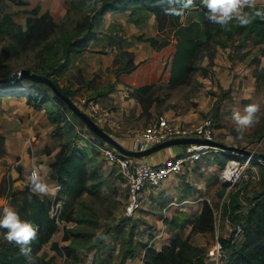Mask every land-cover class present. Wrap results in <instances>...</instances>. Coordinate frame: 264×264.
Returning <instances> with one entry per match:
<instances>
[{
	"label": "rangeland",
	"instance_id": "rangeland-1",
	"mask_svg": "<svg viewBox=\"0 0 264 264\" xmlns=\"http://www.w3.org/2000/svg\"><path fill=\"white\" fill-rule=\"evenodd\" d=\"M127 1L129 0H78L71 6L70 0H30L28 5L18 7L6 0L7 5L4 9L12 12L15 22L22 24L24 27L22 30L17 25L15 32L1 37L0 72H11L20 68H35L34 66L40 63L43 59L42 56L45 55L42 49L45 41L58 45L61 50L63 43L69 40L72 41L77 34H89L87 28L89 21L92 22L93 30H95L103 2L113 4L118 2V5H122ZM259 2L261 6L264 5V0H259ZM138 4L136 1H132V3L130 1L128 7L138 8ZM200 12H202L201 5L193 3L189 9H186L183 22L186 21V18L190 20L199 17ZM108 17L118 18V15L109 14ZM205 18L203 23L214 30L213 38H211V49L218 51L226 58L233 59V56H236L241 59L244 56L242 54L249 51H251L249 53L251 55H248L252 57L256 52L260 53L261 48H264V42L259 41L251 23L239 25L230 22L228 26L222 27L220 25L215 26L212 22H206ZM168 25H170L169 22L162 28ZM157 28L159 29L158 25ZM171 30V27H167L164 32L165 34L170 33ZM21 38L23 43L17 44V39ZM9 44H16L17 51L8 57H4V50ZM256 44L263 45L256 46ZM60 50L57 53L58 55ZM102 50V48L95 49L94 56L102 53ZM249 57L244 56L239 66H246ZM212 59L213 57H211ZM258 67L259 65L255 69L256 73ZM231 69H233L232 65ZM200 72L202 74L207 73L205 71ZM69 77L70 75H66L64 78L59 76L57 80L69 82ZM194 79L197 80V78L192 77L188 83L179 87L180 90L163 88V85L158 84L153 88L154 96L158 99L151 111L152 113L131 116L124 129L125 134H121V137L124 136V139H128L130 136L135 135L137 131L148 125L151 121L150 118L155 115L166 114V116H172V119L175 116H198V119L194 122H198L205 117H213V120H215L220 106H217V102L211 103V98L218 96V100L223 99L227 92L212 87H207V89L198 92ZM27 80L26 78L21 80L19 85L40 90L42 96L45 97L44 103L37 108L34 107V109L29 108L23 98L24 96H21L22 94L12 95L7 93L11 89L10 84L0 83V146L3 154L5 151L10 152L12 159L19 160L18 153L20 150H24L25 154H30L33 148L40 145H44L46 151L51 150L52 147L56 150L61 145H65L66 142H70V146L73 145L79 152H85L92 157L87 165L88 189L78 196H63L61 198V217L57 222L55 232L50 238L59 242L60 246L69 247V249L63 247L60 249L67 256L58 253L60 250L56 252L50 249L49 243L42 247L40 256L54 255L58 264H123L127 258H129L127 260H130L128 264H139L141 248L137 246L132 253L131 250H127V247L133 238L141 242L147 238L144 230L148 227L143 226V229L138 226L142 213H147L149 206L143 205L133 217L127 218L123 215V206L127 197L126 186L116 169L103 165L102 155L94 149L92 144L97 138L68 108L64 107L60 110L56 108L57 102L48 86H35ZM260 80V83L257 82V86L252 90L257 97L256 104L261 103L259 104L260 114L256 112L255 115L258 116L255 121L241 130L234 119V113H244L243 101L239 97L230 99L231 105L226 106L222 113V116H229L230 118L221 119V121L220 119L215 120V139L217 141L264 154V76ZM193 93H195L194 96H192ZM38 94H40L39 91H37V96ZM186 95L188 96L184 97ZM175 96L183 98L169 101L174 100ZM91 99L97 100L100 106H103L100 98L91 97ZM77 105L84 111H89L86 112L94 120L96 119V112L87 109L85 103ZM51 117L56 118V122ZM186 122L179 121L178 123L187 124ZM3 144H6V147L3 148ZM217 153L219 159L226 160L227 156L224 153ZM212 160L202 162L205 164L209 161L208 163L212 165L217 163V167L215 166L216 169L214 170L205 169L206 173L201 172L197 175V186H200L201 182L204 186L202 189L196 187L194 196H202L211 204L214 217L213 229L200 234L192 231L187 233L183 227L191 220L188 219L189 217H183L178 213L174 216L175 220L173 219L172 222V225L178 231L170 233L172 237H188L189 241L191 240L196 244L195 246L202 247L205 251L209 250L216 240L219 241L224 238L223 236H226L225 239L232 236L236 245L240 246L244 240L240 225L244 220L239 219L246 214L248 208L254 202H257L255 199L264 192L263 163H251L253 167L250 166L244 170L245 177L228 187L222 177L226 162H218L215 155ZM19 164L21 162L17 163V165ZM49 180L50 177H46V181ZM199 191L200 194H197ZM251 202L252 205H250ZM233 206L236 207L234 210H232ZM161 208L162 204L155 210L158 211ZM156 219H151L153 224H158ZM131 221L134 222V226H137L135 229L130 227ZM239 228L241 230L237 232ZM167 234L165 235L167 236ZM158 241L160 242V240ZM228 250L231 252V249L228 248Z\"/></svg>",
	"mask_w": 264,
	"mask_h": 264
},
{
	"label": "crops",
	"instance_id": "crops-1",
	"mask_svg": "<svg viewBox=\"0 0 264 264\" xmlns=\"http://www.w3.org/2000/svg\"><path fill=\"white\" fill-rule=\"evenodd\" d=\"M253 2L255 4L260 3L259 0H253ZM11 4L18 7L28 5ZM109 14H117L118 18L108 17ZM183 18L184 15L181 18L182 21ZM196 19L191 18L190 20ZM156 24L155 16L145 9L139 10L130 7H127L125 10L108 9L95 25L93 35L88 39L87 47L81 52L73 50L68 67L57 73V78L59 76L64 78L66 75H70L69 82H61L59 79L58 83L60 86L71 90L70 98L76 104H80L81 99H91V97L102 100L103 106L96 111L95 121L111 136L130 149H134L139 134L143 129L137 131L135 135L130 136L129 140L124 139V136L121 137V134H125L124 129L129 122V118L131 116L142 115V100L136 89L145 85H152L155 88L158 84L163 85V88H168L169 84L171 62L176 44L175 27L168 25L167 27H171L172 30L170 33L167 32L165 34L164 31L167 27L158 29ZM17 25L23 30L24 26L22 24L17 23ZM140 36L143 38H165L167 43L162 46L153 47L148 40L141 39ZM259 45L263 44H256V46ZM99 48L103 49L102 53L94 56L95 49ZM262 51L263 48H261L260 53L256 52L254 56H250L251 58L249 57L251 51L242 54L249 57L248 63L243 67L239 65L242 63L241 59L244 56L241 59L236 56H233V59H228L219 54L218 51H214L216 53H213V59L211 60L207 56L208 54H202L199 63L201 67L206 68L207 73H203V75L200 69L193 72L192 77L197 78V80L194 79L197 91L201 92L203 89H207V87H212L213 89L218 88L227 92L223 99L218 100V96L211 98V103L217 102V106H220L215 120L220 119L221 121V119L226 120L230 118L229 116H222V113L226 106L231 105L229 100L232 98L239 97L243 101L242 105L244 107L248 104H256L257 97L253 94L252 90L255 89L257 82L260 83V79L264 76V67L262 68L264 66V53ZM254 58H256L255 60H259L258 64L254 61ZM125 64H133L134 67L130 71H124ZM231 65L233 69H231ZM258 65L259 69L257 73L259 77L257 79L255 69ZM98 79H100V82H98ZM184 84L186 83L174 85L172 88L180 90L179 87ZM194 95L195 93L192 94V96ZM23 98L26 101L25 96ZM179 98L183 97L175 96L174 100L169 101H175ZM155 104L156 101L152 103L150 112L154 109ZM259 104L257 113L260 111ZM27 105L30 109H34L32 105ZM220 114L221 116H219ZM155 116H152L150 119ZM166 117L173 122L187 121V125L197 123L194 121L198 119V116H175V118L173 117L174 120L172 116ZM2 147H6V144H3ZM58 149L55 150L52 147L51 150L46 151L45 146L40 145L37 148H33L30 154H25L24 150H20L18 153L20 156L19 160L12 159L10 152L6 151L0 156V208L13 206L16 210L18 209L20 200L16 199V196L28 184L30 180L29 170L31 168L38 169L42 176L41 180L47 186V191L40 192L39 194L49 201L54 196L56 197L53 185L57 181L50 178L47 182L46 177H50V164L55 159ZM183 149L184 144L170 145L138 159L153 164L160 163L169 157L177 156ZM217 152L221 153V150L212 148L210 151L202 154L199 160L187 163L180 173L164 179L158 187L146 188L144 190L142 194V207L146 205L149 206V209H147V213H142L138 227L143 229V226L148 227L144 230L147 238L143 242L133 238L127 247V250H131L132 253L136 250L137 246L141 248L139 264H143V255L146 247L153 246L156 250H160L163 245L169 243L172 237L170 233L178 231L172 225L174 216L178 213L183 217H189L188 219L191 222L187 223L183 228L187 233L191 232L192 223L198 218L204 201L209 203L202 196H194V189L196 187L202 189L204 186L202 182L199 184L200 186H197L196 177L201 172L206 173L205 169H216L217 163H213V165L208 163L209 161H213L214 155L218 162H226V160L218 158L219 154ZM207 160L209 161L205 164L202 163ZM19 161L22 166L21 164L17 165V163H20ZM197 194H200V191ZM160 203L162 204V208L156 211L155 209L161 205ZM151 219H156L158 224H153ZM131 222L130 227L135 229L137 226H134L133 221ZM201 232L204 233V231H196L194 233L200 234ZM166 233H168L167 236L165 235ZM223 237L225 238L226 236ZM53 241L56 240L50 239L46 243H49L50 247ZM190 242L196 245L193 241L190 240ZM127 259L123 264L130 262Z\"/></svg>",
	"mask_w": 264,
	"mask_h": 264
},
{
	"label": "trees",
	"instance_id": "trees-1",
	"mask_svg": "<svg viewBox=\"0 0 264 264\" xmlns=\"http://www.w3.org/2000/svg\"><path fill=\"white\" fill-rule=\"evenodd\" d=\"M15 5H26L29 0H8ZM78 0H70L71 6ZM136 1L139 10L145 9L151 12L157 21L160 28L166 26L167 22L174 26V35L176 37L175 51L171 62L170 78L168 88L174 85L188 83L192 74L197 69L207 72L206 68L200 66V58L203 53L208 54L211 58L214 50L211 49V38H213V28L207 27L204 22L206 8L200 3V0H194L195 5H201L202 12L196 20L186 18L185 22L181 20L182 16H176L165 12V8L176 6L170 0H129L122 5L118 2L107 3L103 2L100 7L99 16L101 17L108 9L125 10L129 3ZM121 2V1H119ZM7 5L6 0H0V39L3 35L13 33L17 29V23L13 19V13L4 9ZM257 7L261 5L256 4ZM34 11V10H33ZM206 20V18H205ZM87 24L88 33L86 35L77 34L72 41H65L60 50L58 45H54L50 41H45L42 45L43 53L45 54L40 63H37L31 70L48 76L54 83L55 87L64 95L71 97V90L59 85L57 73L68 67L71 60V52H81L87 47L88 39L93 35V24L91 21ZM209 23V21L206 20ZM252 29L258 35L260 42H264V18L256 17L251 22ZM218 26V24H215ZM90 29V30H89ZM141 39L148 40L153 47L162 46L167 43L165 38L148 37ZM17 44H22L23 39H17ZM16 44H9L5 48V56L8 57L17 50ZM60 54L58 55V51ZM207 51V52H206ZM264 53V48L263 51ZM52 53V54H51ZM259 63V60H255ZM127 64V63H126ZM124 71H130L134 65H126ZM13 72V71H11ZM11 72H0V80L6 78ZM257 79L259 77L256 74ZM25 78H15L9 81H0V83L10 84L11 89L7 91L9 94L25 96L26 103L33 107L41 106L45 97L42 92L33 87H21L19 82ZM32 85H46L42 82L27 80ZM100 82V79H98ZM52 96L57 102L56 108H68L64 100H62L50 86ZM154 86L145 85L136 89L142 100V115L150 113V107L158 98L154 96ZM37 91L40 94L37 96ZM1 94V93H0ZM69 109V108H68ZM75 115V114H74ZM76 116V115H75ZM77 117V116H76ZM92 117V116H91ZM55 122L56 118L51 117ZM78 118V117H77ZM84 123L80 118H78ZM98 140L103 141L100 137L94 134ZM72 144V143H71ZM3 155V150L0 146V156ZM227 155H230L227 153ZM90 157L87 153L79 152L75 146H70V142L61 145L55 154V159L50 164V178L60 183L61 188L58 191L56 199H61L63 196H78L88 189V168ZM200 158V157H199ZM199 159L191 160L195 162ZM16 199L20 200L17 211L22 218L29 219L38 225L36 238L30 242L32 253L37 257V264H58L54 255L48 257L40 256V251L43 245L49 241L56 230L57 222L50 215V201L43 198L37 191L31 187V179L28 184L18 192ZM254 204L250 203L246 214L239 220H244L240 225L244 240L240 246H237L233 241L232 236L228 239L222 238L220 242L223 247L228 250L229 258L226 264H264V192H262ZM236 207L233 206L234 210ZM214 226L213 209L207 201H204L198 218L192 223L191 231H210ZM7 229L0 228V264H26L25 255L20 251V245L15 241H9L6 237ZM69 249L68 246H60L59 242L53 241L50 248L58 252L61 248ZM69 251V250H68ZM229 251V250H228ZM61 255L67 256L65 252H58ZM206 251L199 246L193 245L188 237L173 236L168 244L156 250L153 246H148L143 255V264H210L205 260Z\"/></svg>",
	"mask_w": 264,
	"mask_h": 264
},
{
	"label": "built area",
	"instance_id": "built-area-1",
	"mask_svg": "<svg viewBox=\"0 0 264 264\" xmlns=\"http://www.w3.org/2000/svg\"><path fill=\"white\" fill-rule=\"evenodd\" d=\"M206 20L209 21L206 17ZM210 22V21H209ZM81 103H85L86 108L92 112H96L101 108L100 103L94 99H81ZM213 117H205L199 122L187 125L169 120L164 115H156L151 119L140 132L137 143L134 147L136 150H144L159 142L181 137H199L203 139H215V120ZM90 143H92L90 141ZM94 149L102 155L103 165L116 169L123 179L126 186V202L123 206V215L127 218L133 217L135 213L142 207V194L146 188L158 187L167 177L180 173L185 165L191 160L199 159V157L210 151L212 148L222 150L227 155L226 167L223 169V181L228 187L245 177L244 170L249 168L251 163H263L264 159L258 155L238 153L232 150H226L220 147L207 144H184L183 151L177 156L169 157L160 163H149L139 160L136 157L122 154L115 147L105 141L96 139L93 143ZM35 171L42 178L37 168L29 170V178ZM55 194L61 188L59 182L53 185ZM50 215L54 217L56 222L59 221L62 213V204L60 199L54 196L50 201ZM241 229H237L239 232ZM229 258V251L225 249L220 242L216 240L214 245L206 250L205 260L210 264H226Z\"/></svg>",
	"mask_w": 264,
	"mask_h": 264
},
{
	"label": "clouds",
	"instance_id": "clouds-1",
	"mask_svg": "<svg viewBox=\"0 0 264 264\" xmlns=\"http://www.w3.org/2000/svg\"><path fill=\"white\" fill-rule=\"evenodd\" d=\"M170 3H178L179 6L165 8V12L182 16L185 10L193 5L194 0H170ZM200 3L206 8L207 19L222 27L228 26L230 22L247 25L256 17L264 18V5L257 7L253 0H200ZM257 110L258 105L252 103L245 106L243 114L234 113V119L241 130L255 121ZM31 187L38 193L47 191L46 184L35 171L32 173ZM0 228L7 229L6 237L9 241H15L20 245L26 264H37V257L32 253L30 245L38 231V225L35 222L22 218L15 207L4 206L0 208Z\"/></svg>",
	"mask_w": 264,
	"mask_h": 264
},
{
	"label": "water",
	"instance_id": "water-1",
	"mask_svg": "<svg viewBox=\"0 0 264 264\" xmlns=\"http://www.w3.org/2000/svg\"><path fill=\"white\" fill-rule=\"evenodd\" d=\"M15 78H26L28 80H32L35 82H42L47 84L52 88V90L57 94L64 102L66 103L69 110L75 114L78 118H80L86 127L91 130L94 134H96L98 137H100L103 141L107 142L111 146L115 147L118 151H120L122 154L132 156V157H145L153 152H156L162 148H165L170 145H176V144H191V143H197V144H207L212 145L216 147H220L226 150H232L238 153H245L249 154L251 153L250 150H245L244 148H241L239 146L235 145H227L224 143H221L217 140H210V139H203L199 137H181V138H172L168 139L162 142H159L153 146H150L144 150H136V149H130L126 146H124L121 142H119L116 138L111 136L106 130H104L102 127H100L97 122L83 109H81L71 98L61 93L54 85V83L51 81V79L44 75L40 74L38 72H34L30 68H20L17 70H14L11 72L9 76L6 78L1 79L0 81H9ZM253 154L258 155L264 159L263 153H256Z\"/></svg>",
	"mask_w": 264,
	"mask_h": 264
}]
</instances>
